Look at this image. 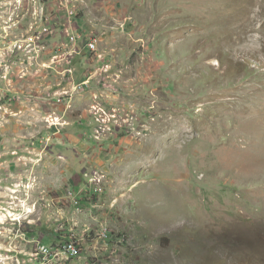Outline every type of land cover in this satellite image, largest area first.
<instances>
[{
    "label": "rangeland",
    "instance_id": "rangeland-1",
    "mask_svg": "<svg viewBox=\"0 0 264 264\" xmlns=\"http://www.w3.org/2000/svg\"><path fill=\"white\" fill-rule=\"evenodd\" d=\"M70 234L77 264H264V0H0V264Z\"/></svg>",
    "mask_w": 264,
    "mask_h": 264
},
{
    "label": "built area",
    "instance_id": "built-area-1",
    "mask_svg": "<svg viewBox=\"0 0 264 264\" xmlns=\"http://www.w3.org/2000/svg\"><path fill=\"white\" fill-rule=\"evenodd\" d=\"M66 10L69 11L70 16L76 14L75 9H69V1L63 4ZM70 34V33H69ZM69 40L72 43L82 42L88 47L90 51H96L97 43L93 37L81 33L79 30H73L69 35ZM103 237L108 238L109 232H103ZM83 245L74 234H70L66 239L60 240L51 246L39 243L36 248V255L44 264H77L82 255Z\"/></svg>",
    "mask_w": 264,
    "mask_h": 264
},
{
    "label": "crops",
    "instance_id": "crops-1",
    "mask_svg": "<svg viewBox=\"0 0 264 264\" xmlns=\"http://www.w3.org/2000/svg\"><path fill=\"white\" fill-rule=\"evenodd\" d=\"M75 30H79V29L77 28V29H75ZM85 48H87V51L89 52V49H88V47H86V46H85ZM89 53H90V52H89Z\"/></svg>",
    "mask_w": 264,
    "mask_h": 264
}]
</instances>
